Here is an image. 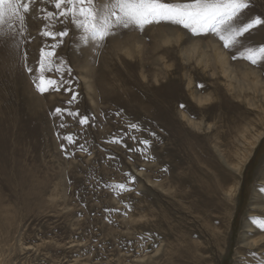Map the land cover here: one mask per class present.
Listing matches in <instances>:
<instances>
[{"label":"rangeland","instance_id":"374dc122","mask_svg":"<svg viewBox=\"0 0 264 264\" xmlns=\"http://www.w3.org/2000/svg\"><path fill=\"white\" fill-rule=\"evenodd\" d=\"M30 7L23 37L18 23L0 33V264H264V244L249 240L262 233L252 221L264 222V64L183 29L124 31L99 50L70 31L53 58L72 69L69 105L63 87L35 90L19 54L26 48L35 69L39 49L60 40L41 31L72 26L46 18L52 0ZM256 15L264 18V0H250L246 16ZM246 37L264 44V27Z\"/></svg>","mask_w":264,"mask_h":264},{"label":"snow or ice","instance_id":"6c2138e0","mask_svg":"<svg viewBox=\"0 0 264 264\" xmlns=\"http://www.w3.org/2000/svg\"><path fill=\"white\" fill-rule=\"evenodd\" d=\"M32 0H0V33L7 27L12 29L18 23L20 25V35L23 37L26 31V17L32 12L30 4ZM56 11H48L46 18L55 17L64 20L72 27H65L63 31H41V35L56 41L45 44L39 49V59L37 67L29 63V54L25 48L19 54V60L24 71L31 75L32 84L35 90L43 95L51 90L59 91L62 87L65 92L72 93L68 101L71 105L77 100L78 93L73 92L71 77V67L64 68L65 61L57 57V49L64 43L63 38L69 36L71 31L74 36H79L81 44L87 45L93 42L97 50L107 46L109 39L122 37L124 31H136L144 33L148 26L171 27L172 29H183L191 37L206 38L212 36L216 38L222 48L232 53L238 51L239 57L248 61L252 66L264 64V44L259 46H247L246 34H252L253 30L264 27V18L256 15L247 18L246 10L250 8V0H52ZM243 38V39H242ZM31 37L27 41L31 42ZM19 50L20 45H16ZM237 55H230L231 60H236ZM63 69V70H62ZM55 72L59 79H54L46 73ZM197 87H203L198 84ZM180 108H185L184 104ZM55 115L63 118L64 114L73 118L79 117L80 125L89 124V117L82 116L77 111L70 108H56ZM59 127H64L61 123ZM131 129H136V124L130 125ZM154 135V134H153ZM59 138V133H57ZM69 144L76 143L71 135L63 137ZM112 142H119L113 140ZM139 143L147 145V140ZM61 151L66 153L65 146L61 144ZM81 151H85L83 144L79 145ZM143 151V150H141ZM71 183V181L69 182ZM115 187L124 191H132L125 184ZM264 192V188L260 189ZM129 207L130 206H126ZM252 223L257 229L264 233V222L253 220Z\"/></svg>","mask_w":264,"mask_h":264},{"label":"bare ground","instance_id":"6f19581e","mask_svg":"<svg viewBox=\"0 0 264 264\" xmlns=\"http://www.w3.org/2000/svg\"><path fill=\"white\" fill-rule=\"evenodd\" d=\"M195 51H198V46L191 47L188 54L190 55L192 52H195ZM213 52H214L216 63L218 64V66H220L223 73L228 77L231 72L229 70H227V68H226V63H227L226 56H224V53L216 47L214 48ZM197 57H199V61L201 63H205L206 61H208V56L204 53H202L201 56H197ZM262 135L263 134H260L257 138H254V140L250 143L247 150L245 151V154L240 159L241 161L233 166L234 170L236 171V174L237 173L241 174L243 166L246 164L247 160L249 159V157L251 155L253 148L257 145V143L259 142L258 139H260ZM235 191H236V189H234L232 191V193H231V190L229 191V193H231V197L234 196ZM247 228H248V230L253 231V228H251V226H248ZM249 240H250L252 246L256 245L257 243H260L263 245L264 244V233H261L259 235L253 234ZM257 249L260 250V248H257ZM262 254H264L263 251H262ZM246 262H247V264H263V263H258L256 261H254V259H252V258H247Z\"/></svg>","mask_w":264,"mask_h":264}]
</instances>
